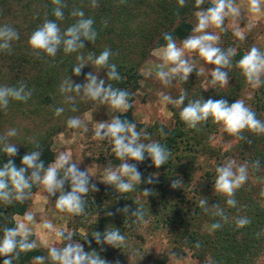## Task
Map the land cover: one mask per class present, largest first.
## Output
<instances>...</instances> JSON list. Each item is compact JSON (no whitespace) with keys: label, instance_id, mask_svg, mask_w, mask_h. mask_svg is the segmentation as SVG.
Returning a JSON list of instances; mask_svg holds the SVG:
<instances>
[{"label":"trees","instance_id":"trees-1","mask_svg":"<svg viewBox=\"0 0 264 264\" xmlns=\"http://www.w3.org/2000/svg\"><path fill=\"white\" fill-rule=\"evenodd\" d=\"M97 2L99 6L92 8L91 0H64L67 5L63 9L65 18L56 22L62 31L74 23L75 18L70 16L73 8L83 10L86 17L94 19L98 37L93 44L85 41V49L80 52L87 57L88 52L98 55L106 47L112 50L115 55L110 62L117 65L122 79L109 83L132 94V108L117 116L135 123L137 130H145L152 140L165 145L172 155L160 168H156L147 156L139 163L129 161L142 174L141 184L136 185L132 192L118 193L110 185L97 188L98 191H90L85 197V214L72 215L69 226L72 228L73 240L81 243L86 252L96 251L107 264H130V255L136 251L138 244L133 243L136 234L142 228H150L151 231L163 233L170 246V254H175V258L190 255L198 264H258L264 256V199L259 196L261 187H264V135L245 131L243 136L246 139L236 137V144L221 153L210 142L219 132L220 126L211 118L197 129H190L180 120V108L173 111L172 124L167 128L163 125L145 127L137 123L134 117L135 95L142 79L141 66L150 58L153 50L164 46L163 34L171 33L177 41L192 34V19L199 10L195 7V0H186L183 7L178 5L177 0ZM209 6L211 0H205L201 7ZM54 7L51 0H0V25H11L20 37L13 42L10 54L0 52V86H16L23 82L29 89H33L32 97L26 103L11 101L7 110H0V134L10 128L18 130V135L10 138L12 143L17 144L18 152L12 159L18 168L22 166V157L27 152L36 150L32 139L40 145L41 160L45 167L54 162L52 140L69 128L67 119L80 117L98 103L78 97L77 111L73 112L72 105L65 104L64 97L58 91L60 83L68 77L74 84H82L87 73H95L91 65H86L80 76L73 75L78 53L66 55L60 50L55 58L43 54L37 57L28 46L30 34L45 18L56 20L53 15ZM104 21H107L106 26ZM243 54L236 49L233 68L228 73L230 87L224 91L206 93L194 81H181L183 91L187 92L184 106L188 100L202 98L224 99L231 105L240 98L247 83L240 70L235 67V62ZM106 74L107 69H103L98 75L104 79ZM248 105L256 111L258 119L264 120V86L253 92ZM57 107L65 109L60 116L55 115ZM161 129L164 135H161ZM228 159L237 164L260 161V171L252 173L250 170L248 182L236 192V208H229L226 198L214 192L215 169ZM8 160L9 157L0 151V167ZM200 165L207 167L197 179V168ZM150 176L153 177V182L145 183ZM175 179L181 180L180 188L171 187ZM37 189V186L32 188V195ZM145 189L152 192L150 196L146 197L142 193ZM65 191H70L68 182L65 183ZM202 197L208 199L209 207L219 204L227 213L229 221H220L223 224L221 229H211V225L220 218L199 208ZM30 203L31 198L24 203L14 202L10 205L0 202V229L14 226V217L23 216ZM125 206L129 208L128 214L120 211ZM136 207L143 208L146 224H137L134 222L135 218L130 217ZM237 216H247L251 223L244 228H237L233 222V218ZM108 227L118 228L126 236L124 246L118 249L96 243L92 234L103 233ZM197 244L199 247H196ZM47 252L48 249L36 248L31 252L21 253L19 259L13 260V264H32L34 257H47ZM4 259L5 257H0V264H3ZM169 260L168 255H162L154 264H169ZM46 264L50 262L46 260ZM261 264H264V259Z\"/></svg>","mask_w":264,"mask_h":264},{"label":"clouds","instance_id":"clouds-1","mask_svg":"<svg viewBox=\"0 0 264 264\" xmlns=\"http://www.w3.org/2000/svg\"><path fill=\"white\" fill-rule=\"evenodd\" d=\"M178 5L183 7L186 0H177ZM55 6L53 15L56 20L45 18L29 36L28 46L37 56L42 54L55 58L58 51L64 54L78 53L77 63L73 66V75L80 76L82 69L86 65H91L95 73L89 72L85 75L82 84H74L70 77L64 79L58 88L59 93L64 97V103L72 105L71 111H77L76 100L99 102L105 104L118 112H127L132 108L130 103L131 93L126 89L113 87L109 81H119L122 79L118 72L117 65L111 63V58L115 55L110 48H104L98 55L88 52L87 57L80 52L85 49V41L95 43L98 32L94 28V19L86 17L83 10L73 8L70 16L75 18L65 30H61L56 21L65 18L63 9L67 7L64 0H51ZM205 0H195V7L199 10L194 13L196 23L192 28V34L177 43L171 33L163 34L164 46L155 51L161 63L156 72V78L164 85L168 86L174 80L187 82L189 76L195 70V63L189 58L191 53L198 56L208 65L214 66L210 70L211 84L213 86L227 87L229 76L226 69L233 67V58L236 56V49L233 47L222 48L219 46L220 36L209 31L216 28L224 31L226 19L237 20L241 16V8L236 0H211V6L201 7ZM90 6H99L97 0H91ZM248 11L252 14L264 12V0H248ZM107 25V21H104ZM236 36H241L239 30ZM18 31L11 25H0V52L11 53L12 44L19 40ZM235 67L240 70L245 81L253 89L264 86V51L253 45L243 56L235 62ZM107 69L104 79L99 78V72ZM98 70V71H97ZM203 73V69L197 75ZM33 94V89L19 82L16 86H0V110H7L11 101L26 103ZM160 101L180 107V120L190 129H197L199 125L208 121L210 118L218 124L229 135L246 139L243 136L245 131L264 135V120L257 118L256 111L245 103L242 99H236L231 105L227 100H207L195 99L188 100L187 92L181 91L180 95L173 98L169 94L161 92ZM183 106V107H181ZM63 107L55 108V115L60 116L64 112ZM67 127L80 129L87 127L78 116L69 117L66 121ZM164 135L163 129L160 130ZM18 130L8 129L0 134V151L9 157L7 163L0 167V202L10 205L14 202L24 203L32 196V188L40 187L47 194L46 198L57 196L55 208L61 213L72 215L85 214L87 194L98 191L95 184L90 183L89 171H82L77 163L72 161L70 154L61 152L55 157L53 163L45 167L41 160L42 152L40 145L32 139L35 149L27 152L21 159V167H17L13 162V157L17 155V144L12 143L10 138L16 137ZM94 139L107 140L111 144V150L121 163L117 167L104 168L102 182L114 186L118 193H128L135 190L136 185L142 182V174L137 167L128 161L142 162L150 158L156 168L165 165L171 151L159 141L152 140L149 133L145 130H137L135 123L113 116L107 122L96 123L94 129ZM250 170L252 173L260 171V161L256 160L249 164L245 161L237 164L234 160L228 159L215 169L216 177L214 182V192L226 198V205L229 208L237 207L235 198L236 192L242 188L249 180ZM30 173V174H29ZM70 184V191H65V183ZM145 183L151 184L153 177H149ZM181 180H173L171 187L180 188ZM142 193L148 197L151 191L145 189ZM259 196L264 199V187H261ZM199 208L205 213H210L213 217L220 220L211 225L212 230H219L223 223L229 221V217L219 204L209 207L208 199L202 197L199 200ZM128 214L129 208L125 206L120 210ZM112 215V213H109ZM130 217H134L137 224H146L145 212L142 207H136L131 212ZM35 217L31 212H25L14 226H4L2 237H0V257H5L3 264H13V260L19 259L21 253H28L37 248L35 240L31 239L29 225ZM237 228H244L251 223L247 216H237L233 218ZM45 228L51 229L52 225L46 223ZM57 238L65 243L63 246H50L47 257L36 256L32 264H107L96 251L86 252L81 243L73 240L71 232L60 231ZM92 237L98 245H108L113 248H120L126 244V236L118 228H107L103 233L94 232ZM199 247V244L196 245ZM175 254H173L174 256Z\"/></svg>","mask_w":264,"mask_h":264},{"label":"rangeland","instance_id":"rangeland-1","mask_svg":"<svg viewBox=\"0 0 264 264\" xmlns=\"http://www.w3.org/2000/svg\"><path fill=\"white\" fill-rule=\"evenodd\" d=\"M236 3L242 11L240 18L237 20L226 19L224 31L216 28H210L209 31L220 36L219 46L222 48L233 47L245 53L255 45L264 51V12L260 14L250 13L248 11V0H236ZM192 23L193 26L196 23L195 16L192 19ZM237 30L240 31L241 36L235 35ZM179 42L177 41L178 44ZM156 50H153L152 53H155ZM154 57L156 58L155 60L151 54L150 58L144 63L146 66H143V64L140 68L142 79L139 91L135 95L134 117L137 123L145 127L163 125L167 128L172 124L173 111L179 110L180 107L162 103L159 94L163 92L176 98L184 88L179 80H174L171 85L164 86L156 78L157 71H150L152 63L160 64L161 61L158 57ZM189 58L195 63V70L190 74L188 80L194 81L202 91L206 93L217 92L224 91L230 87V82L227 87L213 86L210 80V70L214 66L208 65L197 53H191ZM201 69H203V73L197 75V72H200ZM230 69H226V71L229 73ZM245 87L243 95L238 99L244 100L248 105L256 89H253L248 84ZM120 113L122 112L98 102L80 116L87 127V131L84 130V127L80 129L68 128L57 134L52 140V150L55 157L61 152L70 154L72 161L77 163L80 170L89 171L90 183L95 184L98 189L107 185L102 182L104 168L117 167L121 161L112 152V146L109 141H100L93 138L94 129L96 123L107 122ZM21 124L24 125V122H21ZM218 129L219 132L212 137L210 142L223 153L236 144V137L227 134L221 126ZM199 167L197 168V179L207 166L201 167L200 165ZM46 196L47 194L43 189L38 187L36 193L31 197V203L27 210L35 217L34 221L29 225L31 230L30 238L35 240L37 248L41 249H48L53 245L57 247L63 246V241L59 240L56 234L60 231L72 233V228L69 226L73 218L72 214L61 213L55 208L57 196L49 198H46ZM21 217L23 216H15L14 221H19ZM46 223H50L52 228H45L44 225ZM135 238L133 243L138 244L136 251L130 255V264H154V261L162 255L169 256V264H198L197 260L190 255L181 258H175L171 255L170 246L162 232L151 231L150 228H142L138 231ZM263 259L264 256L258 264H261Z\"/></svg>","mask_w":264,"mask_h":264},{"label":"crops","instance_id":"crops-1","mask_svg":"<svg viewBox=\"0 0 264 264\" xmlns=\"http://www.w3.org/2000/svg\"><path fill=\"white\" fill-rule=\"evenodd\" d=\"M152 54V56H153V58H154V60L156 59L154 56H156V57H158L157 55H155V53L153 52V53H151ZM143 66H146V64H144ZM159 64H157V63H152V69L150 70L151 72H153V71H158L159 70Z\"/></svg>","mask_w":264,"mask_h":264}]
</instances>
